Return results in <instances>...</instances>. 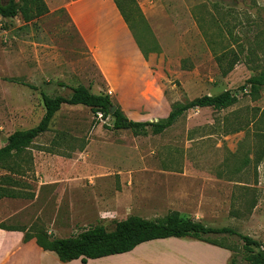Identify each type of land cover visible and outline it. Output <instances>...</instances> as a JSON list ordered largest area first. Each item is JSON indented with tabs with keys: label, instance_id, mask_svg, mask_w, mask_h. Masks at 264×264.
Instances as JSON below:
<instances>
[{
	"label": "rangeland",
	"instance_id": "rangeland-1",
	"mask_svg": "<svg viewBox=\"0 0 264 264\" xmlns=\"http://www.w3.org/2000/svg\"><path fill=\"white\" fill-rule=\"evenodd\" d=\"M43 1L51 11L30 23L0 18V149L39 124L41 94L69 97L58 84L107 95L139 123L164 120L175 105L203 96L231 92L238 102L190 110L156 136L113 131L111 118L62 106L48 132L0 166V227L28 239H66L174 212L231 228L264 252V88L251 96L246 87L264 69V0H119L144 56L133 80L113 87L63 3ZM212 238L248 264L237 238Z\"/></svg>",
	"mask_w": 264,
	"mask_h": 264
},
{
	"label": "trees",
	"instance_id": "trees-1",
	"mask_svg": "<svg viewBox=\"0 0 264 264\" xmlns=\"http://www.w3.org/2000/svg\"><path fill=\"white\" fill-rule=\"evenodd\" d=\"M113 1L129 27L128 19L120 6L119 0ZM48 13V8L43 0H22L19 7L14 0H0V18L2 19L12 20L20 17L24 23H30ZM141 54L143 55L142 52ZM20 85L32 90L35 89L25 84ZM247 86L249 87L250 95L257 96L264 88V69L258 74L253 75L246 82ZM58 87L67 88L70 91L69 97L57 96L50 98L41 94L44 107V115L41 121L35 128L15 132L7 139L5 146L0 149V166L11 157L22 154L35 139L48 132L54 116L62 106H82L88 108L94 118H97L99 114L104 120L111 118L112 127L110 129L113 131H129L134 136H143L148 133L156 136L170 129L190 110L212 109L222 111L234 106L238 102L237 97L231 92H224L217 96H203L185 104L175 105L164 120L155 123H139L126 118L118 107H115V110L110 113L114 105L107 95H93L84 86L70 88L65 86V84H58ZM0 230L22 233L24 235V243L32 240L28 239L25 233L19 230H11L4 227H0ZM212 237L237 238L242 243L243 260L246 263L264 264V252L262 245L258 241L241 235L231 228H211L205 227L199 222L182 220L179 214L174 212L157 220H146L134 216L129 217L124 221L115 223L113 230L110 232L101 226H97L86 229L79 235L66 239L50 240L42 237L35 238V241L36 245L44 252L55 254L58 261L62 264L75 260H80L82 264H86L88 260L129 253L143 243L171 238L191 239L233 252L232 249L219 244ZM230 264H237L233 257L230 259Z\"/></svg>",
	"mask_w": 264,
	"mask_h": 264
},
{
	"label": "crops",
	"instance_id": "crops-1",
	"mask_svg": "<svg viewBox=\"0 0 264 264\" xmlns=\"http://www.w3.org/2000/svg\"><path fill=\"white\" fill-rule=\"evenodd\" d=\"M103 81L113 87L131 82L143 65L133 32L113 0H57ZM47 6V5H46ZM48 11H51L48 7ZM20 232L0 230V264H62L34 239L24 243ZM230 253L191 239L143 243L129 253L88 260L86 264H228ZM67 264H82L75 260Z\"/></svg>",
	"mask_w": 264,
	"mask_h": 264
},
{
	"label": "water",
	"instance_id": "water-1",
	"mask_svg": "<svg viewBox=\"0 0 264 264\" xmlns=\"http://www.w3.org/2000/svg\"><path fill=\"white\" fill-rule=\"evenodd\" d=\"M115 110V107H112L110 110V113H112Z\"/></svg>",
	"mask_w": 264,
	"mask_h": 264
},
{
	"label": "built area",
	"instance_id": "built-area-1",
	"mask_svg": "<svg viewBox=\"0 0 264 264\" xmlns=\"http://www.w3.org/2000/svg\"><path fill=\"white\" fill-rule=\"evenodd\" d=\"M98 117H99L100 119L102 118V116H101L100 114L98 115Z\"/></svg>",
	"mask_w": 264,
	"mask_h": 264
}]
</instances>
